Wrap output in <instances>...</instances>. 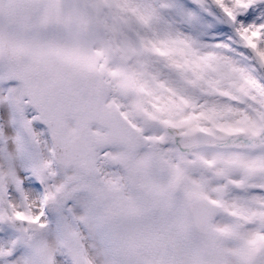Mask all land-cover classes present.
I'll use <instances>...</instances> for the list:
<instances>
[{
	"label": "snow or ice",
	"instance_id": "1",
	"mask_svg": "<svg viewBox=\"0 0 264 264\" xmlns=\"http://www.w3.org/2000/svg\"><path fill=\"white\" fill-rule=\"evenodd\" d=\"M0 264H264V0H0Z\"/></svg>",
	"mask_w": 264,
	"mask_h": 264
}]
</instances>
